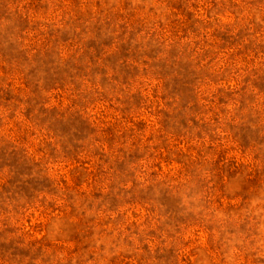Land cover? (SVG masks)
I'll list each match as a JSON object with an SVG mask.
<instances>
[{"label": "rangeland", "instance_id": "374dc122", "mask_svg": "<svg viewBox=\"0 0 264 264\" xmlns=\"http://www.w3.org/2000/svg\"><path fill=\"white\" fill-rule=\"evenodd\" d=\"M0 264H264V0H0Z\"/></svg>", "mask_w": 264, "mask_h": 264}]
</instances>
